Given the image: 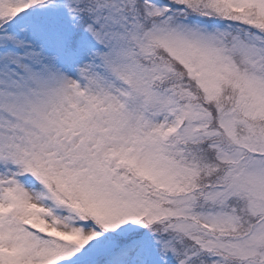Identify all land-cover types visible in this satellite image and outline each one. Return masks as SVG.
I'll use <instances>...</instances> for the list:
<instances>
[{"label": "snow or ice", "instance_id": "snow-or-ice-1", "mask_svg": "<svg viewBox=\"0 0 264 264\" xmlns=\"http://www.w3.org/2000/svg\"><path fill=\"white\" fill-rule=\"evenodd\" d=\"M0 264H264V0H0Z\"/></svg>", "mask_w": 264, "mask_h": 264}]
</instances>
